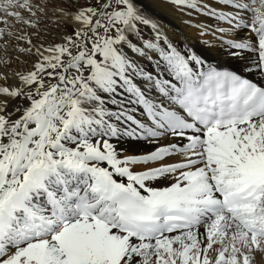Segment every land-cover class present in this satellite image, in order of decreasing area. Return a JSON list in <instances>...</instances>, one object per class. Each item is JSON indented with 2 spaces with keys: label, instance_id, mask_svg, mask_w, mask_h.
<instances>
[{
  "label": "snow or ice",
  "instance_id": "obj_1",
  "mask_svg": "<svg viewBox=\"0 0 264 264\" xmlns=\"http://www.w3.org/2000/svg\"><path fill=\"white\" fill-rule=\"evenodd\" d=\"M0 264H264V0H0Z\"/></svg>",
  "mask_w": 264,
  "mask_h": 264
}]
</instances>
